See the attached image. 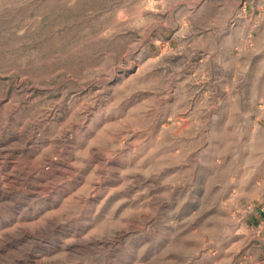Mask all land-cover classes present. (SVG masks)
<instances>
[{
  "label": "rangeland",
  "instance_id": "1",
  "mask_svg": "<svg viewBox=\"0 0 264 264\" xmlns=\"http://www.w3.org/2000/svg\"><path fill=\"white\" fill-rule=\"evenodd\" d=\"M180 1L0 0V264L244 261L264 0Z\"/></svg>",
  "mask_w": 264,
  "mask_h": 264
},
{
  "label": "crops",
  "instance_id": "2",
  "mask_svg": "<svg viewBox=\"0 0 264 264\" xmlns=\"http://www.w3.org/2000/svg\"><path fill=\"white\" fill-rule=\"evenodd\" d=\"M208 0H181L179 3L182 4L184 6H186L189 9V12H193V10H195L196 8H202ZM247 1V0H244ZM232 4L234 5L235 11H237V6L238 4L236 3V0H231ZM251 8H249V10L251 12H254L256 7L255 4H253L254 0H251ZM178 5L175 4L173 7H176ZM258 12L252 13L250 15H254L255 17H263L264 18V7L261 8H257ZM234 15V13L232 14ZM258 21V23H255L253 26L256 27H260L262 26V30H264V23H259L258 18H256ZM262 219V220H261ZM257 218L256 223L259 221H263L264 222V217L263 218ZM248 238H250L251 242L248 243L247 245V256L244 259V261L241 262V264H264V238H262L261 235L258 234H252V233H248Z\"/></svg>",
  "mask_w": 264,
  "mask_h": 264
},
{
  "label": "built area",
  "instance_id": "3",
  "mask_svg": "<svg viewBox=\"0 0 264 264\" xmlns=\"http://www.w3.org/2000/svg\"><path fill=\"white\" fill-rule=\"evenodd\" d=\"M254 226L256 228L255 233L258 235H261L262 238H264V232H262V230L264 229V222L259 221V222L255 223Z\"/></svg>",
  "mask_w": 264,
  "mask_h": 264
}]
</instances>
